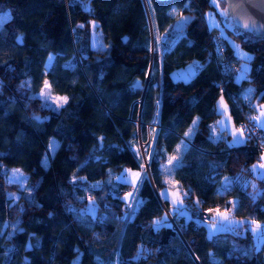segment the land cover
<instances>
[{
    "label": "trees",
    "instance_id": "1",
    "mask_svg": "<svg viewBox=\"0 0 264 264\" xmlns=\"http://www.w3.org/2000/svg\"><path fill=\"white\" fill-rule=\"evenodd\" d=\"M209 6L0 0V264H264V236L255 244L247 225L264 222V174L253 186L220 183L224 172H251L258 149L246 137L234 145L214 136L219 98L235 124L264 100V36L230 27L224 35L207 23ZM208 28L221 32L226 60L241 64L236 73L220 70ZM191 60L202 63L191 77H172ZM45 80L63 103L38 93ZM147 139L149 175L128 208L132 182L120 175L139 169L132 146ZM167 184L188 213L170 210ZM226 200L244 226L207 235L188 203Z\"/></svg>",
    "mask_w": 264,
    "mask_h": 264
},
{
    "label": "rangeland",
    "instance_id": "2",
    "mask_svg": "<svg viewBox=\"0 0 264 264\" xmlns=\"http://www.w3.org/2000/svg\"><path fill=\"white\" fill-rule=\"evenodd\" d=\"M222 4H223V0H220V1L215 0V3H213V6H209L207 9H205L204 17H205L208 24L218 26L220 28V31L224 35H226V28L225 27L226 26L232 27V25H231V20L228 17V15L227 16L222 15V17H221L220 11H223V8H221L223 6ZM6 16H7V12L0 13V21L3 20ZM219 17H221L223 19H221V18L219 19ZM232 29L237 30V28L235 26H233ZM228 39L231 41V43L235 47L236 52H238L242 56L248 55L247 50L239 47V45L229 36H228ZM156 41H157V45H158V39L157 38H156ZM100 42H102V41H100ZM49 60H50V57L47 61V64H48ZM188 66L193 67V68L195 67L194 64H192L190 62L183 65V66L176 67L173 70H171L172 77L173 78H183V79H188L189 77H191L192 74L188 70ZM44 83L45 84L41 87V89L38 91V93L49 102L55 103L57 105L63 103V101L65 100V96L61 93L51 91L47 86L48 85L47 80H45ZM254 108H255V110H254V113L252 112V115H253V118H255L257 120V117L255 116V113L257 111H258L257 116H259V117H261L260 114H262V113L264 114V100L256 101ZM145 141L146 140L140 142V144L137 146V151H139L143 160L145 159L147 162V157H148V152H147V147H146L147 141L146 142ZM148 143H150V142L148 141ZM56 145H57V140L54 137H51L50 141L48 143V149L42 157V161L44 164L47 163L48 155L55 148ZM177 153H178V151L172 153L169 156L168 161H169L170 157H176L175 160H172V162H175L178 158ZM262 165H264V153L261 154V160L260 161H254L253 162L251 172H244L241 170H237L234 173H232V181L240 187H245L248 184L253 186L255 184L256 177L264 174V167H262ZM145 166H146V164L143 161L142 164L140 165L139 169L129 168V169H126L125 174L120 175L121 178H123L125 180H129L132 182V185L130 186V190L133 188L132 190H134L136 192L140 177H142V175H144V174H148L147 173L148 170H146ZM120 176L118 175V177H120ZM8 178L10 180H16L21 184H23L25 181V175L20 170H17V169H11ZM171 181L172 180H170V182ZM134 191H133V194L135 193ZM160 192L162 194H166L167 196H169L170 201H171V205H170L171 211L174 209H178V210L181 209L182 212L188 213L184 207V202H183L181 192L176 185H173V184L163 185L160 188ZM88 207L91 211H93L94 206L89 204ZM209 211H210V213H213L214 219H206V218L201 219L202 222L205 224L207 235H211L214 231L220 229L222 226H225L226 224H224V222H226L227 225L234 224V225L244 226L243 221L246 219H240V218H237L231 214L227 215L224 210L218 209V211H217V209H215V207H213L212 209H209ZM168 217H169V214H168ZM171 220H173V218ZM247 225L253 234L254 243L259 244L262 237L264 236V222H259V221H251L250 222L249 221L247 223ZM256 225L261 226L259 231H253V229L255 228Z\"/></svg>",
    "mask_w": 264,
    "mask_h": 264
},
{
    "label": "built area",
    "instance_id": "3",
    "mask_svg": "<svg viewBox=\"0 0 264 264\" xmlns=\"http://www.w3.org/2000/svg\"><path fill=\"white\" fill-rule=\"evenodd\" d=\"M208 31H209V36L211 38L212 46H213V51H212L213 57L217 60V63L220 64L221 66L220 70L228 74H230L231 71L232 73H236L238 69L241 67V64L234 63L231 65L230 62L226 60V56L224 53V41H223L221 32L218 29L210 30L209 28H208ZM190 63L194 64L195 66L194 68L192 67L193 70H198L202 66V63L196 60H191ZM236 125L243 131L244 136L246 138H249L251 144L258 149V154L256 155L255 159L257 161H260L261 154L264 153V128L253 119L252 110L250 108L247 107L243 112H241V117L236 121ZM146 141H148V139ZM149 142L151 143L152 140H149ZM132 148L133 150H137L136 145H133ZM143 161L146 164L145 167L147 168L146 160L144 159ZM231 181H232L231 173L224 172L221 175V178H220L221 184H227ZM132 189L129 191V193L130 192L131 193L129 194L128 199H127L128 208H131L134 202V199H135V195H136V192ZM133 191L135 192L134 194H133ZM185 203H187V199ZM188 206L190 207V212L192 214L199 215L206 219H214L213 213H210L209 211V209H212L213 207H215L217 211L218 209L224 210L227 215H230L232 213V201L231 200H226L222 204L218 203L213 206H203V205L198 204L197 202L190 201L188 203ZM237 229H239V225Z\"/></svg>",
    "mask_w": 264,
    "mask_h": 264
},
{
    "label": "water",
    "instance_id": "4",
    "mask_svg": "<svg viewBox=\"0 0 264 264\" xmlns=\"http://www.w3.org/2000/svg\"><path fill=\"white\" fill-rule=\"evenodd\" d=\"M222 5L221 17L228 15L232 27L250 35L264 36V0H223ZM146 170L149 175L148 165ZM166 212L169 214L167 210ZM169 217L172 219L170 214Z\"/></svg>",
    "mask_w": 264,
    "mask_h": 264
},
{
    "label": "crops",
    "instance_id": "5",
    "mask_svg": "<svg viewBox=\"0 0 264 264\" xmlns=\"http://www.w3.org/2000/svg\"><path fill=\"white\" fill-rule=\"evenodd\" d=\"M156 38L158 39V35H156ZM188 70L191 72V74H193L194 70L192 67L188 66ZM221 101L223 102L222 104H221ZM217 108L219 109L221 114L216 122L217 129L214 130V136L220 137V135L223 133L225 135V138L229 141V143L234 144V145L242 144L245 141L244 133L233 121V118L231 117L228 111L229 110L228 104L226 103V100L223 97L218 99ZM254 110L255 108L253 109V113H254ZM257 115H258V111L255 113L257 120L255 118L253 119L264 128V114L263 113L260 114L261 117ZM163 195L167 196L166 194H163ZM167 197L169 198V196ZM176 211L179 212L182 210L176 209ZM224 224H227V223L224 222Z\"/></svg>",
    "mask_w": 264,
    "mask_h": 264
},
{
    "label": "snow or ice",
    "instance_id": "6",
    "mask_svg": "<svg viewBox=\"0 0 264 264\" xmlns=\"http://www.w3.org/2000/svg\"><path fill=\"white\" fill-rule=\"evenodd\" d=\"M213 3H215V0H213ZM248 25H245V27H247ZM223 102L221 101V104H222ZM176 159V157H170V159H169V163H171L172 162V160H175ZM262 167H264V165H262ZM138 175V174H137ZM260 225H256L255 226V228L253 229V231H259L260 230Z\"/></svg>",
    "mask_w": 264,
    "mask_h": 264
}]
</instances>
